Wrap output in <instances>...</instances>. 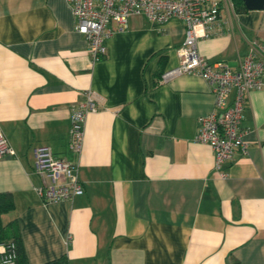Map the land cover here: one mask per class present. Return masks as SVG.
<instances>
[{
    "label": "crops",
    "instance_id": "crops-1",
    "mask_svg": "<svg viewBox=\"0 0 264 264\" xmlns=\"http://www.w3.org/2000/svg\"><path fill=\"white\" fill-rule=\"evenodd\" d=\"M184 40L177 19L159 28L132 17L94 63L68 0H0V127L15 151L0 159V193L16 204L2 220L17 221L28 264H264V86L246 98V153L217 171L213 150L196 142L215 107L207 82L155 80L162 59L177 67ZM256 45L264 10L223 8L198 50L237 70ZM88 92L98 110L73 153L72 109ZM41 148L78 168L82 196L42 199Z\"/></svg>",
    "mask_w": 264,
    "mask_h": 264
},
{
    "label": "built area",
    "instance_id": "built-area-1",
    "mask_svg": "<svg viewBox=\"0 0 264 264\" xmlns=\"http://www.w3.org/2000/svg\"><path fill=\"white\" fill-rule=\"evenodd\" d=\"M75 21V31L83 35L94 63L106 58V40L128 28L132 17H143L164 28L177 19L185 25V40L178 50L177 67L166 71L160 83L191 75L207 82L215 97V107L200 121L196 142L209 146L215 155V169L220 171L232 162L236 152L246 153L241 124L247 95L264 86V47L256 45L243 57L237 70L224 62H210L198 50V42L208 38L222 16L223 8L234 12L231 0H68ZM235 93L233 101L230 97ZM98 110L92 92L72 109L68 148L80 153L89 114ZM15 151L0 127V159ZM36 171L44 180L39 194L46 203L71 201L85 189L78 168L66 159L54 156L49 149L36 152ZM223 179L226 178L222 174ZM15 243L0 246V264H17Z\"/></svg>",
    "mask_w": 264,
    "mask_h": 264
},
{
    "label": "trees",
    "instance_id": "trees-1",
    "mask_svg": "<svg viewBox=\"0 0 264 264\" xmlns=\"http://www.w3.org/2000/svg\"><path fill=\"white\" fill-rule=\"evenodd\" d=\"M234 12L236 14L247 13L248 10L245 6L244 0H231ZM166 59H162L159 68L155 72L156 83H160L162 76L166 72ZM16 204L14 196L10 193H0V246L8 243H15L17 247L18 259L17 264H28L27 255L24 249L21 232L16 220H13L9 224L3 223V215L15 210ZM47 264H69L67 257L54 260ZM236 264H239L236 262Z\"/></svg>",
    "mask_w": 264,
    "mask_h": 264
},
{
    "label": "water",
    "instance_id": "water-1",
    "mask_svg": "<svg viewBox=\"0 0 264 264\" xmlns=\"http://www.w3.org/2000/svg\"><path fill=\"white\" fill-rule=\"evenodd\" d=\"M248 11H262L264 10V0H244Z\"/></svg>",
    "mask_w": 264,
    "mask_h": 264
},
{
    "label": "rangeland",
    "instance_id": "rangeland-1",
    "mask_svg": "<svg viewBox=\"0 0 264 264\" xmlns=\"http://www.w3.org/2000/svg\"><path fill=\"white\" fill-rule=\"evenodd\" d=\"M234 8V7H233Z\"/></svg>",
    "mask_w": 264,
    "mask_h": 264
}]
</instances>
